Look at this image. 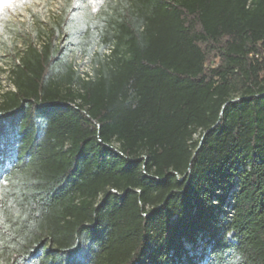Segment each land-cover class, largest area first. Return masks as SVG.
Segmentation results:
<instances>
[{"label":"trees","instance_id":"trees-1","mask_svg":"<svg viewBox=\"0 0 264 264\" xmlns=\"http://www.w3.org/2000/svg\"><path fill=\"white\" fill-rule=\"evenodd\" d=\"M60 1L0 17V264H264V0Z\"/></svg>","mask_w":264,"mask_h":264},{"label":"rangeland","instance_id":"rangeland-1","mask_svg":"<svg viewBox=\"0 0 264 264\" xmlns=\"http://www.w3.org/2000/svg\"><path fill=\"white\" fill-rule=\"evenodd\" d=\"M87 1L93 11L103 2V0ZM60 5V0H0V17L3 15L7 21L16 23L18 21H26L28 15L34 13L40 15L42 22H47L52 14L56 13ZM10 41L11 39L7 47L1 45L2 48L0 50V69H5L6 71L11 63V58L8 55ZM18 47H20V44H18ZM9 89L12 90V86L7 78V72H0V94Z\"/></svg>","mask_w":264,"mask_h":264},{"label":"built area","instance_id":"built-area-1","mask_svg":"<svg viewBox=\"0 0 264 264\" xmlns=\"http://www.w3.org/2000/svg\"><path fill=\"white\" fill-rule=\"evenodd\" d=\"M34 45L40 48L39 42H35ZM55 45L65 50L67 60L72 66L73 71H75L77 76L84 82L93 80L95 76V70L97 69V65L93 62L95 55L101 51L102 57L107 56L111 53L113 48L112 46L103 49L94 47L91 53L85 54L71 44L70 40L65 35H61L55 41ZM11 91H14L13 87Z\"/></svg>","mask_w":264,"mask_h":264}]
</instances>
